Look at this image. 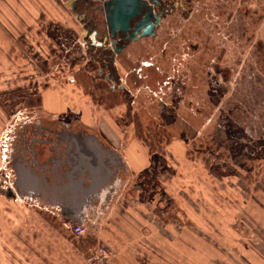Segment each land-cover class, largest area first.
Returning a JSON list of instances; mask_svg holds the SVG:
<instances>
[{
    "label": "rangeland",
    "instance_id": "374dc122",
    "mask_svg": "<svg viewBox=\"0 0 264 264\" xmlns=\"http://www.w3.org/2000/svg\"><path fill=\"white\" fill-rule=\"evenodd\" d=\"M208 3L205 14L191 18L190 22L170 18L173 20L166 22L156 37L135 43L120 61L122 76L128 75V90L119 98L123 103L105 114L114 118L110 125L119 131L125 144L138 143L140 149L144 143L157 144L153 146L157 152L148 157L146 171L127 176L120 192L106 199L105 215L97 219L95 215L88 217L92 225L87 226L85 237L77 238L58 214L55 224L38 214L34 220H19L18 223L14 216L8 215L5 223L2 215L0 252L3 256L0 254V264H19L9 255L11 253L33 261V253L30 255L26 247L27 240L33 237L32 230L42 232L40 240L45 241L50 237L44 235L48 233H44L43 228L54 229L56 226L62 227V232L56 233L58 240L74 243L81 252L84 251V263L87 264L90 250L104 242V233L100 235L101 229L94 231L95 228H103L112 218L117 220L119 217L112 215L114 211L135 204L148 214L147 225L157 224V221L163 223L156 208L166 212L168 238L191 243L200 241L197 248H182L180 255L195 254L203 259L210 256V248L217 255L221 253L209 243L214 240L209 234L213 219L210 208L214 207V202L217 208L226 203L225 195L219 194L218 198L215 192H219V184L225 182L227 163L231 159L236 167L255 168L254 178L257 174L260 177L264 170V0H213ZM189 43L196 47L195 52L188 48ZM134 50H137V56L134 63H129L126 57ZM157 61L160 64H156ZM145 62L155 63L154 68H147ZM92 66L89 77L99 80L95 70L92 72L97 66ZM135 68L137 71L145 69L147 75L142 73L139 78ZM26 86L23 82L20 87H0V147L3 132L13 119L10 117L13 108L23 109L22 97L35 91ZM108 87L107 91H110ZM95 106L96 102L88 109H95ZM94 113L98 114L95 110ZM212 141H215L214 145L210 144ZM220 142L225 146L220 148ZM214 177L218 182L217 190ZM129 195L133 197L129 199ZM166 195L174 199L173 203H168ZM24 205L31 208L26 202ZM152 211L158 214H152ZM15 212L14 209L10 211ZM219 219L223 221L224 216ZM117 225L115 221V235L129 239L118 232ZM178 225L183 226V232L174 234ZM144 234L139 238L145 239ZM150 236L151 233L146 238ZM160 238L162 236L157 235V239ZM15 244L19 245V252L12 246ZM64 248V244H58V256L53 264H60L64 259ZM143 250L146 253L141 255H152L151 250ZM36 255L43 264H49L42 254Z\"/></svg>",
    "mask_w": 264,
    "mask_h": 264
},
{
    "label": "crops",
    "instance_id": "0c3cea01",
    "mask_svg": "<svg viewBox=\"0 0 264 264\" xmlns=\"http://www.w3.org/2000/svg\"><path fill=\"white\" fill-rule=\"evenodd\" d=\"M69 1L0 0V87H20L23 82L27 84L26 88L44 87L40 101L47 111L44 114L40 113L38 121L30 115L26 123H17L15 137L12 134L13 129L8 127V135L10 139L14 137L15 142L12 144L10 140L11 148L7 153L9 160L6 162L3 159L1 144L0 217L4 215L5 223L7 216L13 214L10 213L11 209L15 210L19 205L25 208L16 202L17 199L58 214L66 222L67 229L70 228L68 223L74 224L73 220L85 224L82 217L96 215L92 203L98 198L106 201L109 196L114 197L120 192L122 178L124 183L127 177L123 170L126 166L122 163V158L127 164L128 171L136 175L146 171L148 157L155 154L145 143L141 149L138 143L125 144L120 139L119 131L110 125L114 118L105 112L101 114L97 110L98 106L91 110L86 107L81 113L79 111L69 113L67 117L60 116L73 106L71 98H76L77 102L79 99V104L75 105L85 107L84 103H80L82 93L90 91L99 82L89 77L90 56L82 42L85 30L78 17L68 9ZM206 1L208 5V1L213 0ZM86 5L85 1L77 3L80 9ZM195 16L201 15H195L192 11L189 17L180 12L172 13L162 21L157 34L170 20L180 18L190 22ZM139 41L127 47L122 55L120 54L121 57L126 56L130 47ZM136 52L137 50H134L126 57L129 63H134ZM161 56L163 58V54ZM158 63L160 64L157 61L156 64ZM147 64L145 65L147 68H154L155 63L149 66ZM173 69L175 71V67ZM27 72L32 73L26 74ZM137 73L139 78H142L141 74L145 75L147 72L145 69H139ZM122 77L126 81L128 75L123 74ZM67 96H70L68 102ZM94 110L98 114H95ZM112 115L114 116V113ZM39 121L42 122L41 125L38 124ZM1 123L2 121L0 127ZM38 125L48 133H39ZM82 138L86 139V144H80L79 148L78 144L70 142L71 139L80 141ZM91 139H95L96 143ZM219 146L222 148L225 144L221 146L220 142ZM15 157L22 163L26 161L24 165L29 168L31 175L41 179L39 187L34 185L33 190H26L15 186L20 179L17 170L10 167L14 166ZM227 164L228 167L224 169L225 182L219 184V192L214 191L218 193V198L219 194L225 195L226 203L223 207L217 208L214 202V207L210 208L213 219L210 222L212 229L209 234L214 240H210L209 243L210 246L220 249L219 255L211 248L210 256L203 259L195 254L180 255L183 253L182 248H197L200 241L195 240L191 243L185 239L168 238L169 226L166 222H169V217L165 211L156 208L159 214L153 212L155 209L152 214H158L160 220L167 226L159 221L157 224L147 225L148 214L140 211L142 208L139 209L132 203L135 205L123 207L116 213L114 211L112 215H117L119 217L117 220L112 218L103 228H95L94 231L97 228L101 229L100 235L104 233L102 244L114 253L101 264H264V170L260 177L257 174L254 178L252 174L255 168H248V165L244 166V169L241 166L236 167L231 159ZM213 171L215 174V170ZM13 173L16 174L15 183L9 185L8 174ZM213 181L217 190L218 182L215 177ZM31 182L37 184L35 179ZM8 187L11 193H6L5 189ZM212 196L216 202H220L216 195ZM132 197L129 195V199ZM165 210L168 213V209ZM104 212L99 214L105 215ZM35 214L45 218L39 211L35 210L36 217ZM222 215L223 221L219 219ZM115 221L118 223L117 229H120L118 232L126 234L129 239H120L117 234L115 235ZM56 227L43 228V232L48 233L44 235L50 237V240L45 241L40 240L42 232L32 230L33 237L27 240L26 247L30 255L33 253V261L29 257H18L16 253L9 255L18 260L19 264H43L41 260L36 259V254L40 253L47 258L49 264H53L58 256L56 249L58 244H64V259L60 264L74 262L83 264L85 252H81L74 243L58 240L56 233L62 232V227ZM193 229L197 232L195 227ZM179 231L183 232L182 225L176 227L174 234H178ZM149 233L150 238H146ZM141 234H144L145 239L139 238ZM157 235L162 238L157 239ZM12 246L20 251L18 244ZM143 249L149 252L151 250L152 255L148 257L141 255L145 252ZM0 254L2 255L1 252ZM0 258L2 259L1 256Z\"/></svg>",
    "mask_w": 264,
    "mask_h": 264
},
{
    "label": "water",
    "instance_id": "95a60500",
    "mask_svg": "<svg viewBox=\"0 0 264 264\" xmlns=\"http://www.w3.org/2000/svg\"><path fill=\"white\" fill-rule=\"evenodd\" d=\"M85 1L87 3L84 8L80 9L77 3ZM193 1L197 0H70L68 2V9L78 17L82 23L85 34L82 39L87 53L95 48H111L115 55H120L132 43L157 36L158 29L162 21L170 14L180 12L184 16L189 17L193 7ZM114 73V72H113ZM40 114H34L37 118ZM28 116H18L12 120L14 137L16 136L19 122L26 123ZM67 123V122H66ZM70 123V122H68ZM42 124L41 121L38 122ZM71 124V123H70ZM38 125V127H39ZM73 128V126H71ZM74 131H76L73 128ZM39 133H48L47 130L39 127ZM13 136V135H12ZM7 139V153L10 152V145L15 142V138ZM96 143L95 139H91ZM74 144H86V139L82 138L80 141L72 140ZM97 144H100L97 142ZM9 156L6 154L7 161ZM17 157L14 158V167L17 170V175L20 177L19 182L15 185L26 190H33L34 185L39 187L41 179L31 175V172L24 163L20 162ZM19 163V164H18ZM124 172L127 176L130 174L127 164L122 158ZM35 179L37 184L31 182ZM127 179V177H126ZM125 179L124 183L127 181ZM14 186V187H15ZM123 186V178L121 188ZM70 226H78L82 223L70 224ZM82 226H85L84 224ZM87 227V226H86Z\"/></svg>",
    "mask_w": 264,
    "mask_h": 264
},
{
    "label": "flooded vegetation",
    "instance_id": "af4514ba",
    "mask_svg": "<svg viewBox=\"0 0 264 264\" xmlns=\"http://www.w3.org/2000/svg\"><path fill=\"white\" fill-rule=\"evenodd\" d=\"M190 47H188L192 52H195V46L193 45V43H189ZM189 50V51H190ZM89 56H90V69L92 65L97 66V68L93 69L92 72L97 73V77L99 79L98 85L95 87H92V89L88 92H84L81 95V99H80V103H84V105L80 108L79 105H75L79 102L76 101V98H71L72 99V105L70 106V108L68 109V111H64L60 114V116H69V113H73V112H77L79 111V113H81L84 108L86 107H91V105L95 104L98 106L97 110H99V112L102 114V112H107L110 111V109H114L117 106H120V104H122L123 102L121 100H119V98L121 97L122 93H125L126 90H128L126 87V81L123 79L122 74L120 72V64H121V60L123 59L121 57V55H115L114 52L112 51L111 48H95L92 49L90 51V53L88 52ZM120 62V63H119ZM151 64H147V66H149ZM114 72V73H113ZM90 73V70H89ZM128 78V77H127ZM107 85L109 86V90L107 91ZM28 89H34L35 91H29L28 94L24 95L22 97V101L21 103L24 104L23 109H18V108H13V114L11 116L12 118H16L18 117V115H22V114H28L27 116L29 117L30 115L34 116V114H44L47 113V111H45L44 107L41 105V93H43V90H45L44 87H40V86H35L34 88H28ZM65 91H67V89H65ZM63 91V92H65ZM32 93V94H31ZM66 97V96H65ZM70 101V96H67L66 102ZM79 104V103H78ZM116 104V105H114ZM29 110V111H28ZM24 116V115H23ZM14 123H12V120L9 122V124H7L6 126V130L4 132L5 135H8V127L9 126H13ZM7 132V134H6ZM136 134V131H135ZM141 135V133H140ZM150 136V135H147ZM213 142V141H212ZM215 142V141H214ZM210 143L211 145H214L215 143ZM158 143V142H157ZM161 144V143H160ZM225 143H222V145H224ZM157 145V144H155ZM152 144V142L148 145L149 149L156 153L157 150L153 149V146H155ZM67 146V145H66ZM152 146V147H151ZM159 146V145H158ZM163 151V147L161 148ZM165 155V153L163 154ZM206 161V160H205ZM209 162H211L209 159H207V163L209 164ZM12 177V184L15 183V179H16V174H10ZM10 185V184H9ZM6 193H11V189L10 187H8L7 189H5ZM166 197H170L167 196ZM171 198V197H170ZM173 199V198H171ZM16 202L18 201V203L24 205V201L22 200H17L15 199ZM174 200V199H173ZM29 205H31V208H28L25 206L21 207V205L17 206L18 208L15 209V213L11 214L10 216H14L16 219V222L18 223L19 220L23 221V220H27L29 221L31 218L32 220H34V213L35 210L39 211V212H43V215H45V219L51 221L52 223H57V216L56 214H53L51 211L49 212L48 210L46 211L45 209H41L40 207H37L36 205L27 202ZM105 205V201L101 200L100 198H98L94 203H92V207L95 210V217L96 219L99 218L101 216V214L104 210H103V206ZM33 206H35L36 208H32ZM91 211V209L89 210V212ZM91 216V215H89ZM82 219L84 220L86 226H91V218L88 219V217H82ZM72 222L74 223H78L77 221L73 220ZM54 223V224H55ZM83 224V223H82Z\"/></svg>",
    "mask_w": 264,
    "mask_h": 264
},
{
    "label": "built area",
    "instance_id": "2783aa9c",
    "mask_svg": "<svg viewBox=\"0 0 264 264\" xmlns=\"http://www.w3.org/2000/svg\"><path fill=\"white\" fill-rule=\"evenodd\" d=\"M97 1H104V0H97ZM209 2V1H208ZM207 8V1L204 0V2L202 3L201 0H197L193 3V7H192V13L195 15H202L205 14L204 10H206ZM7 134V132H6ZM9 135H4L3 138V142H2V152L4 154L3 159L5 160V162L7 161L6 159V154H7V139H8ZM12 177L10 174H8V184L12 185ZM78 225V226H70V230L71 232L77 237V238H81V237H85L87 234V227ZM113 252L111 250H109L107 247L103 246V244L99 243L97 246H95L93 249L90 250L87 258H86V262L87 264H101L105 259H109L110 257H112Z\"/></svg>",
    "mask_w": 264,
    "mask_h": 264
},
{
    "label": "trees",
    "instance_id": "16d2710c",
    "mask_svg": "<svg viewBox=\"0 0 264 264\" xmlns=\"http://www.w3.org/2000/svg\"><path fill=\"white\" fill-rule=\"evenodd\" d=\"M166 198L168 200V203H169V201H171V203H173V201H172V199L170 197H166Z\"/></svg>",
    "mask_w": 264,
    "mask_h": 264
}]
</instances>
